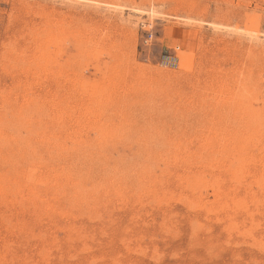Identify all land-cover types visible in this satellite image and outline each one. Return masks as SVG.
I'll use <instances>...</instances> for the list:
<instances>
[{
  "label": "rangeland",
  "instance_id": "rangeland-1",
  "mask_svg": "<svg viewBox=\"0 0 264 264\" xmlns=\"http://www.w3.org/2000/svg\"><path fill=\"white\" fill-rule=\"evenodd\" d=\"M0 264H264V0H0Z\"/></svg>",
  "mask_w": 264,
  "mask_h": 264
},
{
  "label": "bare ground",
  "instance_id": "bare-ground-1",
  "mask_svg": "<svg viewBox=\"0 0 264 264\" xmlns=\"http://www.w3.org/2000/svg\"><path fill=\"white\" fill-rule=\"evenodd\" d=\"M26 107V106H25ZM68 114V113H67ZM40 180V179H39ZM18 184V183H17ZM40 186V185H39ZM31 187V186H30ZM26 193V192H25ZM45 207V206H44Z\"/></svg>",
  "mask_w": 264,
  "mask_h": 264
}]
</instances>
